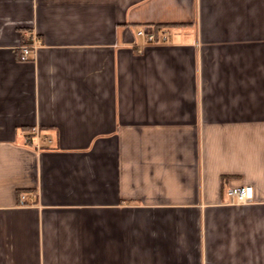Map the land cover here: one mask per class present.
<instances>
[{"label":"crops","instance_id":"obj_1","mask_svg":"<svg viewBox=\"0 0 264 264\" xmlns=\"http://www.w3.org/2000/svg\"><path fill=\"white\" fill-rule=\"evenodd\" d=\"M0 264H264V0H0Z\"/></svg>","mask_w":264,"mask_h":264},{"label":"built area","instance_id":"obj_2","mask_svg":"<svg viewBox=\"0 0 264 264\" xmlns=\"http://www.w3.org/2000/svg\"><path fill=\"white\" fill-rule=\"evenodd\" d=\"M139 33L140 35H144L150 42H158L159 40L167 41L169 38V34L167 32L160 33L158 37L154 28L141 30ZM26 36V41L20 49L21 61L32 60L37 49L41 46V41L37 37L31 36L29 34H26ZM25 143L27 145H34L36 148L40 149L45 147L43 144H52V138L48 135H43L40 129L34 128L26 135ZM227 195L230 198L231 204H248L254 200V189L252 186L231 187L227 190ZM20 200L21 203L24 204L27 200V195L22 194L20 196Z\"/></svg>","mask_w":264,"mask_h":264},{"label":"trees","instance_id":"obj_3","mask_svg":"<svg viewBox=\"0 0 264 264\" xmlns=\"http://www.w3.org/2000/svg\"><path fill=\"white\" fill-rule=\"evenodd\" d=\"M170 26H166V25H157V26H155V32H156V34L158 35V37H159V34H160V32L161 31H163V30H165V29H167V28H169ZM159 39V38H158ZM30 42V41H29Z\"/></svg>","mask_w":264,"mask_h":264}]
</instances>
